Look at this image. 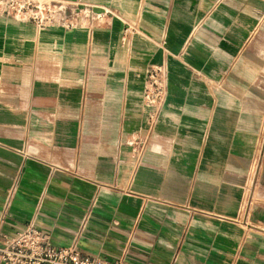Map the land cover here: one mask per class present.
Wrapping results in <instances>:
<instances>
[{"label": "crops", "instance_id": "1", "mask_svg": "<svg viewBox=\"0 0 264 264\" xmlns=\"http://www.w3.org/2000/svg\"><path fill=\"white\" fill-rule=\"evenodd\" d=\"M64 1L122 19L90 32L0 14V214L17 178L1 233L37 209L50 244L84 255L264 264V0Z\"/></svg>", "mask_w": 264, "mask_h": 264}, {"label": "built area", "instance_id": "2", "mask_svg": "<svg viewBox=\"0 0 264 264\" xmlns=\"http://www.w3.org/2000/svg\"><path fill=\"white\" fill-rule=\"evenodd\" d=\"M0 14L30 21L38 28L85 27L90 32L108 25L114 18L122 19L119 13L106 6L64 0H0ZM133 32L134 28L127 24L123 37L130 38ZM167 89L168 71L165 63L153 64L144 82V102L151 108V126L166 104ZM143 148L144 145L139 148L135 166L140 161ZM16 184L17 178L6 193L0 214V264H127V247L117 257L106 259L82 254L77 243L65 247L53 246L48 241L49 235L36 223L37 209L28 223L14 235L2 234L1 224L8 212ZM88 219L89 214L84 215L79 231L85 228Z\"/></svg>", "mask_w": 264, "mask_h": 264}]
</instances>
